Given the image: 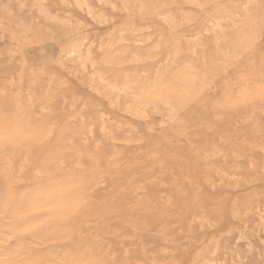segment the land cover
Here are the masks:
<instances>
[{"label": "rangeland", "instance_id": "rangeland-1", "mask_svg": "<svg viewBox=\"0 0 264 264\" xmlns=\"http://www.w3.org/2000/svg\"><path fill=\"white\" fill-rule=\"evenodd\" d=\"M2 98L0 264H264V0H0Z\"/></svg>", "mask_w": 264, "mask_h": 264}, {"label": "bare ground", "instance_id": "bare-ground-1", "mask_svg": "<svg viewBox=\"0 0 264 264\" xmlns=\"http://www.w3.org/2000/svg\"><path fill=\"white\" fill-rule=\"evenodd\" d=\"M9 100H5V99H0V105H2V104H4L5 103V105H7V107H14L15 105L19 108H21L22 106V102H23V100L21 101V100H19L18 98H13V99H10V98H8ZM27 108V107H26ZM12 109H14V108H12ZM27 110V109H26ZM25 114V113H24ZM22 139H23V137H22ZM17 147V146H16ZM5 204H7V203H5Z\"/></svg>", "mask_w": 264, "mask_h": 264}]
</instances>
